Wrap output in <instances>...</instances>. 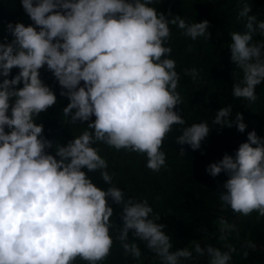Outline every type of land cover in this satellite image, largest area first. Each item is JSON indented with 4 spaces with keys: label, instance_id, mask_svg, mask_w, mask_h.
<instances>
[{
    "label": "clouds",
    "instance_id": "obj_1",
    "mask_svg": "<svg viewBox=\"0 0 264 264\" xmlns=\"http://www.w3.org/2000/svg\"><path fill=\"white\" fill-rule=\"evenodd\" d=\"M152 2L21 0L33 23H9L13 39L0 43V264H73L77 257L97 264L113 245L114 210L108 197L123 206L118 239L126 253L141 255L137 244L127 242L131 231L161 264L192 258L188 248L171 251L165 225L156 222L158 216L151 218L148 201L126 200L107 171V161L93 147L102 142L146 154L147 168L159 171L166 163L160 150L166 134L174 124L185 123L176 110L182 103L179 75L175 61L168 58L172 50L165 46L169 25L196 40L209 39V22L188 23L179 15L169 19L150 6ZM250 12L246 4L240 16L247 18V31L230 33V49L242 73L233 84V95L254 102L256 86L264 81V42H254L253 35L264 36V21ZM45 66L61 86L60 95L69 100L64 116L72 124L95 117L66 145L54 146L43 136V125L36 123L57 101L40 78ZM13 68L19 72L9 79ZM186 74L195 79L198 72L193 68ZM230 113V107L220 108L212 123L235 124L244 132L242 114L233 122ZM209 133L206 122L194 123L183 129L177 144L200 149ZM53 147L55 155L46 151ZM180 152L185 154L183 148ZM83 168L99 171L111 187H97ZM206 171L213 177L227 174L219 199L233 212L264 216V138L255 131L248 133L234 156L225 154ZM219 224L222 233L234 229L224 218ZM248 246L255 248L251 242ZM194 251L197 256L206 253L208 264H229L235 249L201 248L197 243Z\"/></svg>",
    "mask_w": 264,
    "mask_h": 264
},
{
    "label": "trees",
    "instance_id": "obj_2",
    "mask_svg": "<svg viewBox=\"0 0 264 264\" xmlns=\"http://www.w3.org/2000/svg\"><path fill=\"white\" fill-rule=\"evenodd\" d=\"M246 4L251 6L249 15L264 21V0H153L150 6L169 19L179 15L188 23L209 22V39L198 37L196 40L183 35L178 26L169 25L171 35L165 46L172 50L168 58L175 61V71L179 75L177 92L182 103L176 106V110L185 123L174 124L166 134L160 149L165 153L166 163L159 171L147 168L146 154L116 150L102 142L93 144L98 154L107 161V171L112 175L113 183L124 191L125 199L148 201L153 209L151 218L158 216L156 222L165 225L163 230L173 245L171 251L188 248L193 252L192 258H181L180 264H208L206 253L196 255L194 249L197 243L201 248L212 246L221 251L234 248L229 264H264V216L256 211L247 216L233 212L219 199L224 191L223 184L228 179L227 174L221 172L213 177L206 171L209 164L220 161L225 154L234 156L239 145L247 142L249 132L255 131L258 137L264 138V81L256 86L254 102L233 95V84L242 73L231 60L230 33L243 34L247 31V18L240 16ZM9 23H23L25 26L33 23L25 13L21 0H0V43L13 39L8 32ZM253 41L264 42V36L257 32ZM193 68L198 72L195 79L186 74ZM18 72V68H13L8 78H13ZM39 72L41 80L53 90L57 101L39 114L36 123L43 125V136L54 146L66 145L82 134L95 117L91 121L72 124L70 117L63 114L69 100L60 95L62 89L58 81L46 66ZM2 79L0 77V81ZM22 86L21 83L17 87ZM222 107L231 108L229 118L233 122L238 113L242 114L246 124L244 132L238 131L235 124L228 127L212 123ZM200 122L210 126V133L201 142L200 149L193 150L187 144H177V137L184 128ZM181 148L185 150L183 155ZM46 151L55 155L54 147ZM82 171L102 190L111 187L102 180L99 171L89 172L87 168ZM106 199L114 210L110 218L113 245L109 255L97 264H161L160 258L147 248L146 242L136 238L131 231L127 242L137 244L141 255L135 258L125 252L118 239L123 206L115 204L110 197ZM220 218L234 225V229L222 233ZM222 235L226 238L221 239ZM249 242L255 248L249 247ZM73 264L89 262L77 257Z\"/></svg>",
    "mask_w": 264,
    "mask_h": 264
}]
</instances>
